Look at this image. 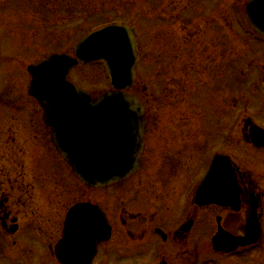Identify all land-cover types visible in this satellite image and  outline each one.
Wrapping results in <instances>:
<instances>
[{
	"label": "flooded vegetation",
	"instance_id": "obj_1",
	"mask_svg": "<svg viewBox=\"0 0 264 264\" xmlns=\"http://www.w3.org/2000/svg\"><path fill=\"white\" fill-rule=\"evenodd\" d=\"M232 57L228 51L214 52L202 64L228 72L233 68ZM166 59L169 71L173 61L169 56ZM169 74V91L176 92L180 80L174 73ZM229 80L219 83L220 90L227 92L232 87V79ZM193 89L197 92V78ZM219 108L223 111L226 105ZM146 110L139 170L117 184L92 190L113 192L140 179L137 191L150 196V191L157 189L162 210H155L151 204L145 212L131 211L125 199L117 200L111 209L90 196L66 204L67 209H61L59 216L56 209L52 216L54 204L55 208L58 205L57 186L69 185L67 174L73 176V172L58 155L50 128L42 115L39 119L17 117L13 123H8L9 117L0 116V264H64L58 258L59 240L67 211L80 201L102 207L111 225L110 238L97 245L90 264H264V175L256 170L254 173L251 166H244L230 152L220 151L229 155L232 170L221 175L225 179L221 185L211 186L220 197L199 204L197 189L207 168L197 173V164L193 169L184 164L187 151L195 150L197 155V131L189 141L191 136L185 131L186 121L181 116L162 117ZM241 111L238 126L242 125L243 143L252 149L247 153L251 157L258 154L264 160V139L258 141L260 147L252 137L253 127L264 129V101L254 109L245 104ZM177 119L179 123H175ZM7 123L16 130H3ZM226 132L231 135L225 142V148L229 149L234 133ZM251 163L254 165L253 158ZM67 188H63L66 193ZM58 218L62 221L60 227ZM97 221L90 214L76 218L78 228L90 230L92 226L96 228L94 232ZM200 234L206 236L202 245L197 242ZM122 252L130 260L113 258ZM68 253H72L71 248Z\"/></svg>",
	"mask_w": 264,
	"mask_h": 264
},
{
	"label": "rangeland",
	"instance_id": "obj_2",
	"mask_svg": "<svg viewBox=\"0 0 264 264\" xmlns=\"http://www.w3.org/2000/svg\"><path fill=\"white\" fill-rule=\"evenodd\" d=\"M246 1L0 0L3 67L0 75V116L9 117L11 121L8 123L15 122L17 117L39 119L42 110L27 92L31 79L27 66L56 51L71 53L77 41L88 32L107 21L124 20L135 27L140 51L136 68L137 84L132 91L141 97L149 113L162 117L181 116L186 121L185 131L191 136L189 141H192L194 131H197V155L195 150L187 151L185 157L182 156L185 158L184 164L191 166V169L197 164L198 173L211 162L215 151H227L244 166H251L254 173L260 171V175H264L262 156L260 159L258 154L249 156L247 152L252 149L243 143L242 125L238 126L241 119L236 118L237 114L234 118L245 104L254 109L257 103L264 101V38L254 36L245 19ZM221 51L232 53L231 71L202 64L206 57ZM166 56L173 61L169 64V71L180 80L176 92L173 89L169 91L167 76H170V72ZM70 77L78 85L90 90L93 96H99L111 88L102 62L79 66ZM195 78L197 92L193 89ZM226 78H230L229 82L232 79V87L227 92L225 89L220 90L219 86V82ZM221 105H226V109L220 111ZM8 123L3 126V130H16L10 129ZM175 123H179V120ZM229 125V130L234 133V141L233 146L226 149L227 137L231 139V135L226 132ZM252 158L254 165L251 163ZM58 162L62 166V162ZM67 176L69 185L57 186L58 205L55 208L54 204L52 216H55L56 210L57 216L61 214V209L65 211L66 204L68 206L90 196L111 209L117 200L125 199L131 211L145 212L151 204H154L155 210H162L163 203L158 197L160 193L154 186L151 188L156 190L150 191V196L137 191L140 179L108 192L88 189L75 176ZM65 187H68L67 193L63 191ZM122 195L123 198H119ZM177 199H181V195ZM60 222L58 218L59 227ZM205 237L200 234L197 242L202 245ZM127 243L130 244L129 241ZM113 258L130 260L123 252Z\"/></svg>",
	"mask_w": 264,
	"mask_h": 264
},
{
	"label": "water",
	"instance_id": "obj_3",
	"mask_svg": "<svg viewBox=\"0 0 264 264\" xmlns=\"http://www.w3.org/2000/svg\"><path fill=\"white\" fill-rule=\"evenodd\" d=\"M245 15L251 26L264 35V0H249ZM138 59L134 28L125 22H113L84 36L74 47V56L55 53L28 66L32 75L28 91L43 108L44 120L53 130L54 144L78 178L90 186L120 181L133 174L139 165L145 131L141 118L144 106L136 95L123 91L135 82ZM100 60L108 68L113 89L93 99L89 91L69 79V73L79 63ZM261 132L254 131L264 136ZM228 165L221 156L215 157L199 187L197 201L205 203L211 197H220L211 194V186L224 182L221 175L231 170ZM97 209L89 203H80L70 210L64 238L58 245L63 262H91L96 244L104 236L91 229L74 227L78 215L88 211L99 213ZM69 248L72 253H68Z\"/></svg>",
	"mask_w": 264,
	"mask_h": 264
},
{
	"label": "trees",
	"instance_id": "obj_4",
	"mask_svg": "<svg viewBox=\"0 0 264 264\" xmlns=\"http://www.w3.org/2000/svg\"><path fill=\"white\" fill-rule=\"evenodd\" d=\"M115 20H117V19H115ZM110 21H113V20H110ZM110 21H107V22H110ZM107 22H106V23H107Z\"/></svg>",
	"mask_w": 264,
	"mask_h": 264
}]
</instances>
